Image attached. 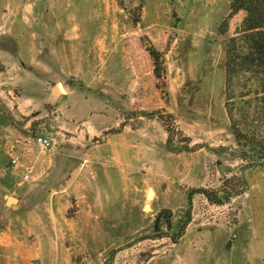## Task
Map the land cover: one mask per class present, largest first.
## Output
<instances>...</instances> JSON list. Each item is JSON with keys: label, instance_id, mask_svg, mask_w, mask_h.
<instances>
[{"label": "rangeland", "instance_id": "obj_1", "mask_svg": "<svg viewBox=\"0 0 264 264\" xmlns=\"http://www.w3.org/2000/svg\"><path fill=\"white\" fill-rule=\"evenodd\" d=\"M244 18L230 0H0V264H264V160L225 91Z\"/></svg>", "mask_w": 264, "mask_h": 264}, {"label": "trees", "instance_id": "obj_2", "mask_svg": "<svg viewBox=\"0 0 264 264\" xmlns=\"http://www.w3.org/2000/svg\"><path fill=\"white\" fill-rule=\"evenodd\" d=\"M231 15L244 12L245 18L235 35L225 43L226 96L228 112L234 121L231 127L239 144L248 146L250 151L264 160V137L255 136L256 129L264 125V0H230ZM253 80L254 87L237 97L239 108L233 103L235 86L239 90L240 80ZM241 85V84H240ZM245 93V94H244ZM253 97L249 99V96ZM261 113L259 120L251 119V110ZM233 110L238 118H233ZM146 114L144 117L151 118ZM264 166V164H261Z\"/></svg>", "mask_w": 264, "mask_h": 264}, {"label": "crops", "instance_id": "obj_3", "mask_svg": "<svg viewBox=\"0 0 264 264\" xmlns=\"http://www.w3.org/2000/svg\"><path fill=\"white\" fill-rule=\"evenodd\" d=\"M105 145L108 146V148H110V149H119V150H121V149H127L128 148L127 144L124 141L121 144H118L117 142H113V141L112 142L111 141H108ZM96 149H98V151H101L102 146L101 147H98V148L96 147ZM112 154H113L112 159H113V161H115L116 166H119L120 167L119 168L120 170H121V168H124L125 166L128 165L127 160H125V159L122 160V157H121L122 150H121V153L119 155L115 151H113ZM108 177L109 178H113V176H108ZM126 177L127 176H123L122 179L125 180Z\"/></svg>", "mask_w": 264, "mask_h": 264}, {"label": "built area", "instance_id": "obj_4", "mask_svg": "<svg viewBox=\"0 0 264 264\" xmlns=\"http://www.w3.org/2000/svg\"><path fill=\"white\" fill-rule=\"evenodd\" d=\"M35 145L40 147L44 151H48L51 149L52 144L49 138L43 136H37L34 140ZM9 155L11 157V163L16 166L19 164V157L16 155L14 148L12 147L9 151ZM27 177H29L27 175Z\"/></svg>", "mask_w": 264, "mask_h": 264}, {"label": "water", "instance_id": "obj_5", "mask_svg": "<svg viewBox=\"0 0 264 264\" xmlns=\"http://www.w3.org/2000/svg\"><path fill=\"white\" fill-rule=\"evenodd\" d=\"M58 91H59V90H58L57 87H55L54 90H53L54 94H56V95H59V94H60V91H59V92H58ZM17 202H18V199L14 198V197H9V198L7 199L6 204H7V205H12V204H15V203H17Z\"/></svg>", "mask_w": 264, "mask_h": 264}]
</instances>
